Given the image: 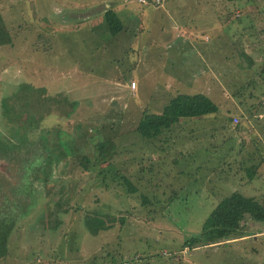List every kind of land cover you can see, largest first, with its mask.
<instances>
[{
  "label": "rangeland",
  "instance_id": "1",
  "mask_svg": "<svg viewBox=\"0 0 264 264\" xmlns=\"http://www.w3.org/2000/svg\"><path fill=\"white\" fill-rule=\"evenodd\" d=\"M110 7L126 30L97 50L91 25ZM0 13L13 38L0 47V157L34 151L42 166L0 264H264V222L249 217L241 238L183 246L231 192L264 204V0H0ZM178 93L219 113L142 139L143 113ZM14 166L0 158L15 183ZM85 216L107 229L91 234Z\"/></svg>",
  "mask_w": 264,
  "mask_h": 264
},
{
  "label": "trees",
  "instance_id": "2",
  "mask_svg": "<svg viewBox=\"0 0 264 264\" xmlns=\"http://www.w3.org/2000/svg\"><path fill=\"white\" fill-rule=\"evenodd\" d=\"M223 1H225V3H231L239 0ZM238 17H240V15ZM102 18V23L112 37L118 36L124 28L126 30L118 12L112 7L103 12ZM10 29L11 28L7 27L0 13V47L12 44L13 38L11 37ZM133 30L134 29L131 28L129 34L133 35ZM37 39L40 42L43 41L44 38L39 34ZM46 50H48V48ZM31 110L32 109L28 111L30 112ZM217 113H219V106L208 95L203 93H178L161 106L160 112H144L135 130L140 137H143L142 139H153L160 136L165 131L174 128L181 120H195L203 116ZM238 122L234 124V127L238 126ZM97 148L99 149L98 157L107 158L112 155L114 144L112 141L101 142L98 143ZM32 153L33 154H28L27 158L23 159H18L15 154L7 156L5 153L0 157L1 160L6 161L9 166L17 164L16 169L19 176V180L14 183L10 178H6L0 174V259L5 257L8 253L9 238L15 229L17 221L25 214L24 210L26 209L24 207L32 205L35 201L33 196V179L35 172L41 170L42 166L37 165L35 162L36 160H40L41 154L34 153V151ZM32 155H34L33 158H31ZM76 161L85 170L89 166V160L85 156L77 158ZM258 167V164H254L247 168L250 180L254 178V174ZM124 184L129 187L130 191L134 190L132 185L125 178ZM25 201L30 203H23ZM246 217L255 221L264 222V204L255 197L244 196L238 191H233L229 195L223 197L213 207L201 223L199 233L186 239L183 246L193 249L197 246V243L201 242L203 245H212L241 238L245 236V234L242 233V222ZM85 225L88 231L93 235H96L100 230L107 229L104 221L97 216H85ZM35 259L36 257L33 260Z\"/></svg>",
  "mask_w": 264,
  "mask_h": 264
},
{
  "label": "crops",
  "instance_id": "3",
  "mask_svg": "<svg viewBox=\"0 0 264 264\" xmlns=\"http://www.w3.org/2000/svg\"><path fill=\"white\" fill-rule=\"evenodd\" d=\"M115 9V8H114ZM104 12V11H103ZM102 12V13H103ZM101 13L99 14V16L98 17H96V18H94V25H91L92 26V28H94L93 30V32H97V34H96V39H95V42H93V44H95V45H93L94 47H96V49H98L99 50V48H101V49H103L104 48V46L106 47L108 44L109 45H111L112 43H113V45L115 46V45H117L118 43L117 42H119V39H121V38H123V35H122V33L124 32V29L118 34V36H114V37H112L110 34H109V32H108V30L106 29V27H104V25H102V24H97L98 23V21H97V19H99V17H101ZM101 20H102V18H101ZM101 22V21H100ZM101 26V27H100ZM104 27V29H103V27ZM100 32V33H99ZM128 32V31H127ZM129 34V33H128ZM128 34H126V36H128ZM125 36V37H126ZM132 37V36H131ZM128 39V38H127ZM112 40H114V41H112ZM90 44H92V42H90ZM31 74H33V72H31ZM29 75V76H32V75Z\"/></svg>",
  "mask_w": 264,
  "mask_h": 264
},
{
  "label": "built area",
  "instance_id": "4",
  "mask_svg": "<svg viewBox=\"0 0 264 264\" xmlns=\"http://www.w3.org/2000/svg\"><path fill=\"white\" fill-rule=\"evenodd\" d=\"M141 1L144 2L145 0H141ZM130 87H131V89H134L135 88V83L132 82ZM232 122H233V124H236L238 122V119L236 117H234Z\"/></svg>",
  "mask_w": 264,
  "mask_h": 264
}]
</instances>
